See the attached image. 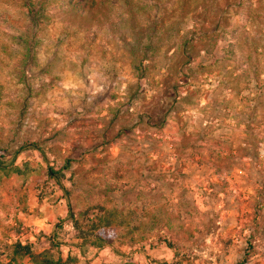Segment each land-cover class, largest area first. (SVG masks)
Returning a JSON list of instances; mask_svg holds the SVG:
<instances>
[{
  "label": "rangeland",
  "instance_id": "rangeland-1",
  "mask_svg": "<svg viewBox=\"0 0 264 264\" xmlns=\"http://www.w3.org/2000/svg\"><path fill=\"white\" fill-rule=\"evenodd\" d=\"M27 1L0 0V259L264 264V0Z\"/></svg>",
  "mask_w": 264,
  "mask_h": 264
},
{
  "label": "trees",
  "instance_id": "trees-1",
  "mask_svg": "<svg viewBox=\"0 0 264 264\" xmlns=\"http://www.w3.org/2000/svg\"><path fill=\"white\" fill-rule=\"evenodd\" d=\"M25 6L28 7V15L29 18L31 19V22L35 23V24H39L42 20V18L44 17V14L42 11H44V8H36V6L32 3L29 2L27 0H25ZM185 64H190V61L188 59H181V58H177L175 60H171L168 62V64L166 65L165 70L167 72L164 71V75L161 78V84L162 86L165 88V94L168 93H174V100L172 103V106L163 114V117H165L168 113H171L172 111H177V109H175L177 107V102H182L184 100H193V96L187 94V95H181L179 93V91L177 90V83H178V77L177 74L182 73V74H186L184 70L181 69V67ZM143 66V61L141 60L138 63V66L136 67V70L140 71V77H144L145 76V71L147 69V67L149 66ZM176 106V107H175ZM144 117H147V120L152 118V114L150 113H145L142 114L140 116V121L139 123L136 124H141V122L144 120ZM164 119V118H163ZM165 120H162L158 127H163ZM197 132V131H194ZM198 134L199 135H203L204 131H199L198 130ZM204 137V135H203ZM50 175L54 178L58 177L60 178L59 175V171L54 170L53 168H50ZM58 184H60V181L58 180ZM61 189H65L66 188L63 185H60ZM69 218H73V214L72 211H70V214L68 216ZM11 247H13V255H15V259L17 256H25L27 254H30V251H28V248L25 245H22L21 243H14L11 245ZM30 256H34L31 255ZM17 260V259H16ZM0 264H6L3 259H0ZM42 264H67V262L62 261L61 259L58 260H48V259H43L42 260Z\"/></svg>",
  "mask_w": 264,
  "mask_h": 264
},
{
  "label": "crops",
  "instance_id": "crops-1",
  "mask_svg": "<svg viewBox=\"0 0 264 264\" xmlns=\"http://www.w3.org/2000/svg\"><path fill=\"white\" fill-rule=\"evenodd\" d=\"M100 253H103V249H102V250H100L99 254H100Z\"/></svg>",
  "mask_w": 264,
  "mask_h": 264
}]
</instances>
